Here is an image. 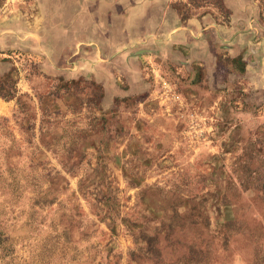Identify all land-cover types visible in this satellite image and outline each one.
Wrapping results in <instances>:
<instances>
[{"label": "rangeland", "instance_id": "1", "mask_svg": "<svg viewBox=\"0 0 264 264\" xmlns=\"http://www.w3.org/2000/svg\"><path fill=\"white\" fill-rule=\"evenodd\" d=\"M0 264H264V0H0Z\"/></svg>", "mask_w": 264, "mask_h": 264}]
</instances>
